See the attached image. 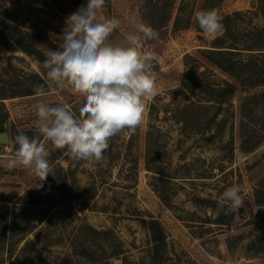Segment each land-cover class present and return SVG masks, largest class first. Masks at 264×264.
I'll use <instances>...</instances> for the list:
<instances>
[{
  "label": "rangeland",
  "instance_id": "1",
  "mask_svg": "<svg viewBox=\"0 0 264 264\" xmlns=\"http://www.w3.org/2000/svg\"><path fill=\"white\" fill-rule=\"evenodd\" d=\"M87 2L0 0V8L24 27L36 23L44 28L57 44L43 46L47 54L61 47L66 18ZM206 2L191 0L184 14L190 12L192 24L174 30V18L154 27L161 20H152L147 0H106L100 14L117 19L114 35L133 30L128 19L132 13L158 31L159 40L144 41L143 49L155 52L161 69L159 98L146 99L144 123L134 134L124 130L111 138L100 161L76 160L67 149L48 142L51 165L60 163L64 170L57 169L43 182L20 166L9 170L7 157L16 148L15 136H39L36 104L64 105L79 115L83 98L67 84L47 89L44 97H0V124L10 134L9 141L0 142V264H151L153 243L140 220L151 214L165 228L170 264H264V243L251 244L264 232V203H258V197L264 199V134L254 130L264 124V99L252 96L264 84L240 86L212 118L213 100L183 83L190 76L217 83L235 80L206 51L224 28L209 36L195 26L194 14ZM259 2L219 1L221 13L241 11L233 14L232 34L242 43L245 30L264 25ZM32 71L46 76L43 61L0 43L1 91L23 89L26 73ZM245 137L247 145L256 142L253 149H242ZM232 186L241 189L244 206L229 210L227 223L209 221L213 207L196 202L195 196L224 204L222 193ZM28 192L42 194L32 212L21 208ZM77 192L81 196L64 200Z\"/></svg>",
  "mask_w": 264,
  "mask_h": 264
},
{
  "label": "clouds",
  "instance_id": "2",
  "mask_svg": "<svg viewBox=\"0 0 264 264\" xmlns=\"http://www.w3.org/2000/svg\"><path fill=\"white\" fill-rule=\"evenodd\" d=\"M105 3L88 0L66 18L61 47L50 50L43 61L45 84L34 86L39 97L48 95L47 89L71 86L83 98L79 115L64 105L36 104L39 136H15L18 147L7 157L9 170L20 166L43 182L54 172L48 142L56 149H67L76 160L100 161L112 137L124 130L134 134L144 123L145 101L155 98L158 89L154 71L157 57L154 51L143 49V42L158 41L159 33L132 13L128 19L133 30L114 35L119 22L100 14ZM194 15L206 35L223 29V16L217 9ZM256 114H260L259 109ZM222 200L217 216L221 211L227 214L224 205L236 211L245 202L238 186L227 188Z\"/></svg>",
  "mask_w": 264,
  "mask_h": 264
},
{
  "label": "trees",
  "instance_id": "3",
  "mask_svg": "<svg viewBox=\"0 0 264 264\" xmlns=\"http://www.w3.org/2000/svg\"><path fill=\"white\" fill-rule=\"evenodd\" d=\"M219 1L220 0H207L206 4L204 3L202 10L217 9L220 12ZM147 2L151 7L150 10L152 20H161V23L159 24L154 22V27L167 24L172 18H174V30L188 27L192 24L190 12L187 16L184 14V11L188 8V0H147ZM259 5L264 14V0H260ZM240 13V10H235L233 13L220 12L223 16L222 23L224 32L222 35H218L214 39L212 44L214 46L206 50L208 57L218 66L232 74L235 77V80L226 78L223 83H217L200 81L194 76H190L188 79H183V83L186 87L194 89L200 88L205 91V97L208 100H213L215 110L212 114V118L219 115L227 101L232 95H234L240 86L248 87L264 84V25L245 30V42L242 43L238 36L232 34L233 14ZM195 26L200 29L197 22ZM0 43H2L9 50L22 49L29 53L32 57L41 61H44L47 57L43 46L50 48L52 45H57L52 36L47 33L44 28L38 26L36 23H33L30 28L24 27L11 20L6 14V10L1 8ZM242 49H246V52L243 53ZM26 75L28 82H26V86L23 89L14 91L12 94H7L8 92L0 90V97L4 98L6 96L18 94H33L35 85L45 84L46 76L42 75L39 71H32L26 73ZM258 95H261L264 99V89L260 93H254L252 96L256 97ZM157 98L159 97L156 96L155 99ZM193 104L195 103L192 102L190 105ZM150 106L155 108L156 102H151ZM152 111H154V109ZM3 129H5V127L0 124V130ZM254 130H256V132L263 131L264 134V124H261L260 127L254 128ZM248 140L249 139H247V137L242 140V149L244 151L253 149L256 145V142L247 145ZM15 147L18 146L16 145ZM52 167L54 169L53 175H49L47 178H51L56 175L57 169L64 170L60 163H56ZM148 167L157 172L160 171L158 169H154L149 163ZM159 176L162 178L165 177L164 174ZM59 177L61 179V176ZM41 195L42 194L36 195L35 192H28L24 195L25 199L23 201L24 204L21 206L22 210L26 209L28 212H32L35 205L39 204ZM78 196H81L79 192H77L75 196H67L64 200L66 201ZM195 199L196 202L204 203L205 205L213 207L214 214L212 216H208L209 221L218 223H227L229 221L228 218H226L227 214H225L224 211H221L219 216L216 215L217 208L222 205L216 198L196 195ZM166 201L167 203H171L169 202L170 200ZM262 201H264V199L258 197V203H264ZM224 208L228 213L229 210H227V205H224ZM3 216L7 220L9 219L7 214H3ZM140 220L142 224L148 228L151 235V241L153 243L152 248L154 252L151 264H170L167 260L169 254L167 253L166 232L160 219L151 214L148 217L140 216ZM255 243H264V232L260 233L257 238L252 240L251 244L253 245ZM262 246L264 247V245ZM83 251L85 253L87 248H83ZM195 264L197 263L195 262Z\"/></svg>",
  "mask_w": 264,
  "mask_h": 264
},
{
  "label": "water",
  "instance_id": "4",
  "mask_svg": "<svg viewBox=\"0 0 264 264\" xmlns=\"http://www.w3.org/2000/svg\"><path fill=\"white\" fill-rule=\"evenodd\" d=\"M10 139L9 131L6 129L0 130V142H7Z\"/></svg>",
  "mask_w": 264,
  "mask_h": 264
},
{
  "label": "built area",
  "instance_id": "5",
  "mask_svg": "<svg viewBox=\"0 0 264 264\" xmlns=\"http://www.w3.org/2000/svg\"><path fill=\"white\" fill-rule=\"evenodd\" d=\"M160 69H161L160 59L157 57V59H156V61H155L154 71H155L156 73H158Z\"/></svg>",
  "mask_w": 264,
  "mask_h": 264
},
{
  "label": "crops",
  "instance_id": "6",
  "mask_svg": "<svg viewBox=\"0 0 264 264\" xmlns=\"http://www.w3.org/2000/svg\"><path fill=\"white\" fill-rule=\"evenodd\" d=\"M161 62V61H160Z\"/></svg>",
  "mask_w": 264,
  "mask_h": 264
}]
</instances>
